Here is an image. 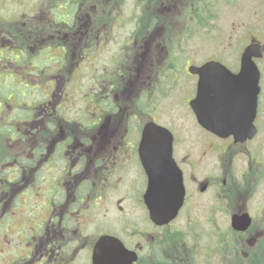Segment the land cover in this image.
Instances as JSON below:
<instances>
[{
	"label": "flooded vegetation",
	"instance_id": "af4514ba",
	"mask_svg": "<svg viewBox=\"0 0 264 264\" xmlns=\"http://www.w3.org/2000/svg\"><path fill=\"white\" fill-rule=\"evenodd\" d=\"M65 1L72 6V0ZM57 3L42 10V0H32L31 4H27L26 0H0V28L4 30L0 31V58L7 56L6 69L0 70V76L16 79L20 86L24 85V88L12 92L9 84L4 83L3 106L5 103L11 108H19L28 95L26 89H31L24 83L26 74L38 75L41 83L48 80L47 75L51 77V82L66 76L72 83L74 78L67 73L81 71L80 62H85V57L98 60L104 50L105 23L101 24L93 15L102 7L101 0H84L82 16L76 22L72 14L54 15L56 8L64 11L60 7L62 4ZM43 11L45 16L41 15ZM30 12L39 13L36 17L38 25L26 39L27 28L31 27L26 26V16ZM64 12L68 13V10ZM77 26L82 30L84 27L79 52L74 49L73 41L74 33H78ZM94 29L97 31L94 32ZM145 39L146 50L141 59L145 57L148 72L144 78L135 76L134 85L140 84L129 91L130 95L121 92L117 96L109 91H114L113 87L121 91L112 82L122 70L116 69L114 75L107 78L106 68L98 60L101 77L110 85L98 98V110L93 120L80 123L84 133L74 129L71 132L60 130L52 134L53 138L45 133L46 127L50 131L52 127L53 132L60 118L58 112L63 106L50 99L54 83L49 93L39 96L40 81L34 83V94L31 92L30 95L34 96L32 102L37 104L34 111L32 109L33 114L18 121L15 118L17 111L13 110L0 127V264H92L93 250L102 237H107L113 244L120 243L130 256L134 254L136 259L131 264H202L201 249L196 252L192 247L200 244L197 231L191 227V220L198 218L199 207L193 199L212 188L218 192L223 187L226 193L223 197L229 200V219L245 213L251 217V224L243 233L231 228L226 231L225 242L229 249L226 247L227 250L222 251L219 258H226L234 264L239 249L247 264H253L254 259L264 261V250L257 245L259 241L264 242V223L254 225V216L249 211L250 200L264 180V40L250 34L240 54L226 66L237 75L244 49L252 44L259 45V56L251 59L258 71L255 113L251 117L249 107L242 103L243 96L240 95L236 98L239 105L233 110L240 123L249 125L248 134L252 132L251 137L242 142H236L233 135L219 137L204 130L194 117L198 129L193 144L195 149H187L184 136L160 120L161 105L171 94L182 90L180 79L183 77L192 82L189 86L192 92L187 95L185 90L181 91L180 104L183 107L187 105L192 113L189 102L197 96L199 76L189 73L188 68L200 67L205 62L189 66L187 61L180 72L169 69L168 54L165 59H157V54H154L152 60L155 63H151L153 76H149V28ZM45 54L52 57L43 60L44 63L39 66L38 62ZM74 56L80 61L75 62ZM27 57L30 59L27 60ZM135 60L139 69L141 61L136 57ZM28 65L33 66L29 68ZM70 87H73L72 84ZM128 87L129 84H126V91ZM42 96L46 98L41 99ZM84 105V110L91 114L93 111L89 108L93 107V100ZM141 115L147 119L141 120ZM147 123H154L171 133L172 159L181 172L185 190L176 218L163 226L150 221L143 201L148 180L141 165L139 143ZM42 156L48 159L42 162ZM52 165L61 167L62 171L57 168V182L46 184L43 191L39 183L46 180L44 175L40 178L44 173L42 170L49 173ZM203 165L210 169L201 173ZM26 171H30L32 176H27ZM39 171H42L40 175ZM105 184L108 188L113 184H143V187H139L133 196L108 200L105 193V196L99 192L93 194ZM241 192L246 193V200L231 204ZM218 195L221 197L222 193L218 192ZM125 203L129 208L127 212H122V204ZM87 204L97 208L102 206L107 215L111 210L116 211L118 216L116 220L93 222L90 210L84 208ZM133 209H139L143 215L141 229H136L132 223L130 214ZM259 210L264 212L262 208ZM210 211H213V217L218 212L215 203ZM181 216L185 217L186 224L182 221L180 224ZM214 237L217 249L218 235ZM217 252L207 256L216 258L221 251ZM216 264L228 263L219 261Z\"/></svg>",
	"mask_w": 264,
	"mask_h": 264
},
{
	"label": "rangeland",
	"instance_id": "374dc122",
	"mask_svg": "<svg viewBox=\"0 0 264 264\" xmlns=\"http://www.w3.org/2000/svg\"><path fill=\"white\" fill-rule=\"evenodd\" d=\"M61 1L64 0H42V10L48 5L57 4V2L63 4L64 2ZM77 1L79 4L83 3V0ZM31 2L32 0H26L27 4H31ZM115 3L116 0H101L102 7L98 11H94V14L101 24L102 22L105 23L104 50L99 54L100 57H97L99 63L104 64L107 78L113 76V71L116 69L122 70V73L118 76L116 75L117 79L112 82V84L118 85L121 91L115 89V87H113L114 91L109 90L111 93L113 92V95L116 94L117 96L121 92H127V95L128 93L130 95L129 91L140 84L136 83L134 85L133 80L135 76L139 75L144 78L146 72H148L145 57L141 59V55L143 56L144 50H146L145 38L148 28L149 76H153L152 72L154 68H152L151 63H155L152 60L154 54H157V59H165L168 54L169 69L182 72L183 65L187 61L189 62V66L192 64L199 65L207 60H220L224 64L232 63L240 54L250 34L264 40V0H126L124 1L123 8H121L122 0H118L117 2V6L120 3V7H115ZM77 14L80 15L81 11ZM38 15L39 13H27L26 26L31 27L27 28L29 33L26 39L32 35V32L36 31L38 25V18L36 17ZM41 15L45 16L46 13L43 11ZM39 21L42 22L40 19ZM0 31L4 32L2 28H0ZM96 31L94 29V32ZM77 32L74 33L73 41L75 42L74 49L76 52H79L78 49L82 47L81 43L84 38V27L82 30L77 26ZM49 57H52V55H42L38 65L40 66L44 63L43 60H47ZM135 57L138 60L141 59L142 65L139 69L138 66H135ZM29 59L30 57H27V60ZM73 59L75 62L80 61L76 56ZM98 60H91L85 57V62H80L82 66L81 71H75L73 74L69 71L67 74L73 76L72 79L74 78L72 83L66 76H62L51 82L49 81L51 77L48 75V80H42L41 83L38 75L35 76L32 73L31 75L26 74L24 83L30 85L31 89L30 91L28 90L29 88L26 89L28 95L22 100V103L18 106L19 108L15 106L11 108L5 103L4 106L2 105L4 83L9 84L12 92L15 89L24 88V85L20 86L16 79L0 76V107L2 105V108H0V127L4 125L13 110L17 111L15 118L18 121H22V118L25 119L28 115L33 114L32 109L34 111V107L37 104L36 102H32L34 96L31 97L30 95L34 91L32 89L34 83L40 81L41 90L38 93L39 96L49 93L50 86L54 83V92L50 99L53 103H61L63 106L61 111L58 112V117L60 118L57 125H54L53 132L52 127L51 131L46 127L45 133L51 135L52 138L54 136L52 134L60 130L71 132L74 129L78 133H84L80 123L83 124L84 121L89 120L88 122H90L93 120L94 113L98 110V98L103 96V92L110 85L108 80L101 77L102 69H98ZM6 66L7 56L4 55L3 58H0V70L6 69ZM31 66L33 65H28L27 67L31 68ZM180 81L182 85L181 91L185 90L186 94L189 95L192 92V87H189L192 82L185 80L183 77ZM70 84L73 87H70ZM126 84H129L127 91L125 89ZM150 84H152L151 81ZM144 86L145 83L143 82ZM181 91L171 94L170 97L166 98L165 102L161 105L160 120L175 130L176 133L184 136L187 149L193 147L195 149V145L193 144L196 138L195 132H198V129L194 120L195 118L190 113L187 105L183 107L180 104ZM32 94L34 93L32 92ZM43 97L45 96H42L41 99ZM92 100L94 105L92 108H89V111H93L90 114L87 113V110H84L86 106L84 104ZM143 100L146 101V98L143 97ZM147 102L149 103V100ZM85 116H90V118L88 119ZM140 119L144 120L147 117L141 115ZM10 147L12 148V146ZM40 159L43 162L48 157L42 156ZM57 168L59 171H62L61 167L54 165H52L51 170L49 169V173L42 170L44 173H41L40 178L43 175L46 178V180L39 182L43 191L47 186L46 184L57 182ZM209 169V166L203 165L201 173ZM42 171H39L38 174L40 175ZM26 175L32 176L30 171H26ZM141 186L143 187V184H113L112 187L108 188L105 184L104 187H101L93 194L99 192L101 196L106 195L105 197L108 200H113L120 196H133L139 187L142 188ZM218 192L222 193L221 197L218 195ZM218 192L212 188L204 195L193 199L195 203H199V207L197 208L198 218L191 220V227L194 231H197L196 234L199 235L200 244L198 245L197 243L196 247H192L196 252L201 249L200 257L202 264H216L219 261L231 264L228 259L219 258L221 253L216 254L218 253L217 250L225 252L224 250L227 249L219 245L218 242H216L218 246L216 249L214 236L218 235L217 238L221 241L222 238H225L226 231L230 228V215L228 214L230 209L228 207L229 200H225L223 197L226 194L225 188H219ZM104 193L105 195H103ZM245 200L246 193L241 192L238 198L234 199V202L231 204L240 203ZM214 203L217 205L218 212L213 217L211 216L213 211H210V208ZM101 207L97 208L94 205L87 204L84 208L90 210V218L93 222L101 219H104L106 222L110 219L116 220L115 218L118 216L116 211L111 210L107 215L106 210H103ZM122 208V212H127L129 207L125 203L122 204ZM249 208L250 214L254 216V225L258 226L264 223V212L259 210L260 208L264 209V180L259 184L256 195H253L250 200ZM130 215L134 227L136 229L143 228V224L141 223L143 215L141 211L139 209L134 211L133 209ZM184 218V216H181V220H179L180 224L181 221L184 224L187 223ZM74 223L77 224L76 221ZM212 252H216L214 253L217 255L216 258H209L207 256ZM241 253L238 249L236 259L242 257ZM256 260L254 259L253 263H256ZM233 263L237 264V261L233 260Z\"/></svg>",
	"mask_w": 264,
	"mask_h": 264
},
{
	"label": "water",
	"instance_id": "95a60500",
	"mask_svg": "<svg viewBox=\"0 0 264 264\" xmlns=\"http://www.w3.org/2000/svg\"><path fill=\"white\" fill-rule=\"evenodd\" d=\"M258 56L259 45L247 46L241 54L237 75L215 61L189 68L191 74L199 76L197 96L189 106L203 129L223 138L233 135L236 142L251 137L249 125L240 123L233 110L239 105L236 98L240 95L251 117L255 113L258 71L251 59ZM139 156L148 180L143 201L149 219L157 226L167 225L177 216L185 195L181 172L172 159L171 133L147 123L139 143ZM230 221L231 228L238 232L246 231L251 224L248 214L233 215ZM135 259L134 254L130 256L120 243L113 244L107 237L98 240L92 253V264H131Z\"/></svg>",
	"mask_w": 264,
	"mask_h": 264
},
{
	"label": "trees",
	"instance_id": "16d2710c",
	"mask_svg": "<svg viewBox=\"0 0 264 264\" xmlns=\"http://www.w3.org/2000/svg\"><path fill=\"white\" fill-rule=\"evenodd\" d=\"M124 1H126V0H122L121 8H123ZM83 2H84V0H83ZM117 2H118V0H116V6H117ZM59 4H61V3H59ZM82 4H79V2L77 0H75V1L72 0V6H71V5H68L67 2L64 0V3L60 7H63L64 8V11L65 10H68V13H66V12H64L61 9H58V8H56L55 10H53V13L56 16H62V15H65L66 16V15L72 14L73 15L74 22H76L82 16ZM118 6L120 7V3H118ZM80 11H81V14L78 15L77 13L80 12ZM93 15L95 16V14H93ZM225 239H226V236H225V238H222L221 241H218V244L219 245H222L223 248L224 247L225 248L227 247V243L225 242ZM257 245L260 246L264 250V242L263 241H259L257 243ZM220 253H222V251ZM257 253H258V251L256 252V254ZM234 260L237 261V264H240V263L241 264H243V263L244 264H247V262H245V260H243L242 257H238L237 259L235 258ZM246 261H249V260H246ZM251 261H253V260H251ZM256 261L257 262L256 263H253V264H264V261L263 260L257 259ZM248 264H249V262H248Z\"/></svg>",
	"mask_w": 264,
	"mask_h": 264
}]
</instances>
